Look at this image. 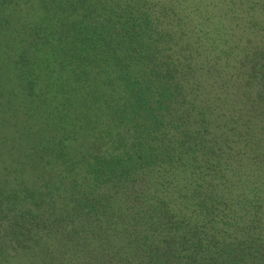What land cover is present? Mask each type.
Instances as JSON below:
<instances>
[{"label":"trees","instance_id":"trees-1","mask_svg":"<svg viewBox=\"0 0 264 264\" xmlns=\"http://www.w3.org/2000/svg\"><path fill=\"white\" fill-rule=\"evenodd\" d=\"M182 2L0 0V264H264V45Z\"/></svg>","mask_w":264,"mask_h":264},{"label":"rangeland","instance_id":"rangeland-1","mask_svg":"<svg viewBox=\"0 0 264 264\" xmlns=\"http://www.w3.org/2000/svg\"><path fill=\"white\" fill-rule=\"evenodd\" d=\"M176 1H185L182 2L181 6L188 7L191 5V1H196V0H172V2ZM221 1V0H208V2L211 4L208 5L206 4L204 7L201 8L203 12H200V9L192 8L193 12L189 10L188 12L189 15H184L182 18V24L180 27L186 31V36L191 37V39L195 40L197 39V35L199 36L202 33L203 34V40L200 39L198 44H205L206 43V38L208 36L213 35V29L215 27L212 22L218 23L219 25L226 31H230L233 28V31H230V34L226 37L229 38L228 44L231 45V36H234L235 38H240V43L245 44L248 43L247 41L250 40L251 45L255 47V45L261 46L264 45V31L262 30H256L257 28L251 27V25L255 22L253 20V17L251 14H247L246 12L249 11V7L246 6L245 8H241L238 4L234 5L232 8L228 10L227 13V8L228 4L231 0H223L224 4H220L218 7L215 4V2ZM245 1V0H242ZM213 3V4H212ZM246 5L247 3H243ZM178 5V4H177ZM181 6L178 5L177 10H175V13H179L182 16V13L179 12V9H181ZM260 6V5H259ZM259 6L256 5L253 9L250 10L249 13H252L254 11H257L259 9ZM188 9V8H186ZM213 9L214 13L209 14L210 18L207 19L206 16V11H210ZM170 15H172L175 19L174 22L177 21L178 16L174 14L173 12H169ZM187 12H183V14H186ZM203 14V15H200ZM224 14V16H223ZM208 15V14H207ZM201 20L205 21L203 24H198L197 26H190L191 24L193 25L194 23L201 22ZM189 24V25H188ZM172 26H176L175 29H179L180 27L172 24ZM202 28V29H200ZM207 51V49H206ZM216 52H212L210 57L215 56ZM226 53H220L219 57L223 61L224 58H227L228 56H225ZM243 52L240 51V47L234 50V55L233 57L229 60H239L242 58ZM216 58L213 59L215 61Z\"/></svg>","mask_w":264,"mask_h":264}]
</instances>
